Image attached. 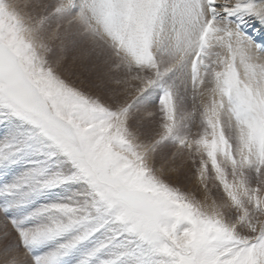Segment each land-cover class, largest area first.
Instances as JSON below:
<instances>
[{
	"label": "snow or ice",
	"instance_id": "obj_1",
	"mask_svg": "<svg viewBox=\"0 0 264 264\" xmlns=\"http://www.w3.org/2000/svg\"><path fill=\"white\" fill-rule=\"evenodd\" d=\"M0 264H264V0H0Z\"/></svg>",
	"mask_w": 264,
	"mask_h": 264
}]
</instances>
